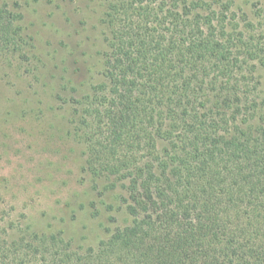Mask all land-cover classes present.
<instances>
[{"label": "trees", "instance_id": "obj_1", "mask_svg": "<svg viewBox=\"0 0 264 264\" xmlns=\"http://www.w3.org/2000/svg\"><path fill=\"white\" fill-rule=\"evenodd\" d=\"M104 2L103 78L73 134L128 224L89 247L18 228L0 264H264V2ZM23 20L0 0V60H28Z\"/></svg>", "mask_w": 264, "mask_h": 264}, {"label": "rangeland", "instance_id": "obj_2", "mask_svg": "<svg viewBox=\"0 0 264 264\" xmlns=\"http://www.w3.org/2000/svg\"><path fill=\"white\" fill-rule=\"evenodd\" d=\"M8 1L20 4L31 47L24 62L0 60V238L30 226L95 246L128 224L124 189L91 174L73 134L75 100L103 78L105 2ZM258 1L236 4L252 12ZM258 75L264 83V68Z\"/></svg>", "mask_w": 264, "mask_h": 264}]
</instances>
